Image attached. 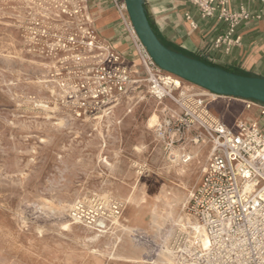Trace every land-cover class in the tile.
<instances>
[{"label": "rangeland", "instance_id": "rangeland-1", "mask_svg": "<svg viewBox=\"0 0 264 264\" xmlns=\"http://www.w3.org/2000/svg\"><path fill=\"white\" fill-rule=\"evenodd\" d=\"M89 33L92 32L84 0H0V264H152L160 258L164 246L171 249L172 238L178 234L177 227L171 224L160 231L149 228V216L135 232H124L113 223L124 213L120 197L128 195L132 186L145 187L151 193L163 182L178 185V166L165 159L154 129L148 125L154 113L162 119L163 109L175 106L169 102L161 105L143 90L113 110V120L97 119L100 115L78 118L67 102V91L88 80L100 55L106 53V47L95 40L96 33ZM90 42L94 46L89 52ZM211 107L216 114L242 111L238 105L223 100ZM102 158L112 166H107ZM195 159L186 165L191 169L184 177L190 189L188 199L202 180L207 151L203 150ZM102 199L110 204L94 209L95 201ZM188 204L186 199L182 213L194 222ZM79 207L92 212L89 220H74ZM67 222L74 224L71 230L64 228ZM167 232L172 235L168 237ZM111 236L121 238L119 249L114 252L106 246L111 243Z\"/></svg>", "mask_w": 264, "mask_h": 264}, {"label": "built area", "instance_id": "built-area-1", "mask_svg": "<svg viewBox=\"0 0 264 264\" xmlns=\"http://www.w3.org/2000/svg\"><path fill=\"white\" fill-rule=\"evenodd\" d=\"M111 2L134 44L136 59L106 47L91 77L68 89V104L82 118L110 113L143 90L161 105L170 101L175 109L166 106L165 115L153 127L165 159L174 166L187 165L193 158L189 146L209 148L207 167L188 204L208 247L178 232L171 242L176 264H264V104L242 100L247 110H259V120L225 125L210 112L206 97L241 99L217 96L162 70L138 38L125 0ZM189 2L202 19L226 26L214 41L216 50L224 48L228 53L241 45L237 29L253 18L247 9H232V0ZM186 20L197 28L190 15ZM75 214L89 220L92 212L79 207Z\"/></svg>", "mask_w": 264, "mask_h": 264}, {"label": "crops", "instance_id": "crops-1", "mask_svg": "<svg viewBox=\"0 0 264 264\" xmlns=\"http://www.w3.org/2000/svg\"><path fill=\"white\" fill-rule=\"evenodd\" d=\"M148 4L155 22V32L170 49L207 63L221 64L237 73L264 78V4L261 1L232 0V9L243 7L253 18L238 27L237 35L241 37V45L228 53L224 48H214V41L226 31V26L215 19H202L189 0H148ZM84 9L90 19V28L96 33L102 46L117 51L129 60L136 59L134 44L111 0H84ZM187 14L196 24V29L186 20ZM206 99L210 112L229 127L235 126L239 121L251 123L259 120V110H247L242 100ZM221 100L238 105L242 111L216 114L211 106ZM188 150L193 156L192 160L198 150H206L209 158L208 147L189 146Z\"/></svg>", "mask_w": 264, "mask_h": 264}, {"label": "bare ground", "instance_id": "bare-ground-1", "mask_svg": "<svg viewBox=\"0 0 264 264\" xmlns=\"http://www.w3.org/2000/svg\"><path fill=\"white\" fill-rule=\"evenodd\" d=\"M28 1V0H27ZM35 1V0H33ZM49 1V0H48ZM57 2V1H56ZM33 3V2H32ZM42 3V1H41ZM44 3V2H43ZM17 4V3H16ZM46 4V3H45ZM52 4V3H51ZM30 6V5H29ZM38 6V5H37ZM46 6V5H45ZM48 6V5H47ZM20 7V6H19ZM50 7V6H49ZM62 7V6H61ZM44 8V7H43ZM25 9V8H24ZM20 10V9H18ZM26 10V9H25ZM33 10V9H32ZM21 11V10H20ZM46 11V10H44ZM53 11V10H52ZM19 12V11H18ZM56 11H54L53 13H55ZM58 12V11H57ZM21 14V13H20ZM57 15V14H56ZM37 16V15H36ZM21 17V16H20ZM21 20V19H20ZM86 20L88 23H90V19L89 17L86 15ZM21 26V25H20ZM27 27V26H26ZM18 29V28H17ZM28 29V28H27ZM85 32V31H84ZM82 34V33H81ZM9 36V35H8ZM30 37V36H29ZM36 37V36H35ZM14 39V38H12ZM16 39V38H15ZM25 39V38H24ZM30 39V38H28ZM33 42V41H32ZM35 43V42H34ZM53 45V44H52ZM58 45V44H57ZM100 45V44H99ZM89 47V52L90 51H93V44L92 43H88L87 45ZM18 47V46H17ZM99 48V47H98ZM22 49V48H21ZM24 51V50H23ZM78 52V51H77ZM82 52V51H81ZM24 55V54H23ZM13 57V56H12ZM14 58V57H13ZM24 58V57H22ZM25 60V59H24ZM28 60V59H27ZM79 61L81 60L78 59ZM83 60H85V57H83ZM14 61V60H13ZM51 62V61H50ZM24 63V62H23ZM46 64V63H45ZM36 65V64H35ZM38 65V64H37ZM42 68V67H41ZM1 69V68H0ZM36 69V68H35ZM15 72V71H14ZM21 72V71H20ZM10 75V74H9ZM26 75V74H25ZM8 77V76H7ZM27 77V76H26ZM25 78V77H24ZM3 79V78H2ZM26 79V78H25ZM30 79V78H29ZM38 79V78H37ZM6 80V79H5ZM12 80V79H11ZM10 81V80H8ZM7 81V82H8ZM16 81V80H15ZM31 81V80H30ZM6 82V83H7ZM19 82V81H18ZM57 82V81H56ZM12 83V82H11ZM10 83V84H11ZM17 83V82H16ZM20 83V82H19ZM21 84H23L21 82ZM27 84V83H26ZM34 84V83H33ZM37 84V83H36ZM71 84V83H70ZM7 85V84H6ZM13 86V85H11ZM29 86H31L29 84ZM70 86V85H69ZM18 87V86H17ZM47 87V86H46ZM4 88V87H3ZM27 88V87H26ZM30 88V87H29ZM38 88V87H37ZM9 89V88H8ZM32 89V88H31ZM3 90V89H2ZM10 90V89H9ZM18 90V89H17ZM20 90V88H19ZM51 90V89H50ZM41 91V90H40ZM60 91V90H59ZM14 92V91H13ZM45 93V92H44ZM56 94V93H55ZM13 95V94H12ZM11 95V96H12ZM55 96V95H54ZM10 99V98H9ZM131 101V100H130ZM215 103V102H214ZM36 107V106H35ZM122 107V106H121ZM127 107V106H126ZM124 109V108H123ZM128 109V108H127ZM126 109V110H127ZM122 111V110H121ZM113 112V111H112ZM110 112V113H105L103 116H100L98 117L97 119H100V120H103V119H107V118H110L111 120L114 119V115H112L113 113ZM123 112V111H122ZM129 112H131L129 110ZM5 113V112H4ZM112 113V114H111ZM133 113V112H132ZM1 114V113H0ZM120 114V113H119ZM134 114V113H133ZM14 115V114H13ZM68 115V114H67ZM121 116V115H120ZM133 116V115H132ZM14 117V116H13ZM66 117V116H65ZM64 117V118H65ZM128 117V116H127ZM5 119V118H4ZM31 119V118H30ZM35 119V118H34ZM37 119V118H36ZM47 119V118H46ZM49 119V118H48ZM67 119V118H66ZM73 119V118H72ZM71 120V119H70ZM127 120V119H126ZM130 120V119H129ZM127 120V121H129ZM158 120H159V116L157 115V113H154L150 120H149V127L152 128V131H153V127L158 123ZM8 121V120H7ZM27 121V120H26ZM47 121V120H46ZM50 121V120H49ZM48 121V122H49ZM76 121V120H74ZM121 122V121H120ZM22 123V122H21ZM31 123V122H30ZM29 123V124H30ZM71 123V122H70ZM19 124V123H18ZM27 124V122H26ZM116 124L119 125V122L116 121ZM33 125V124H32ZM31 125V127H32ZM25 126V125H24ZM106 126V125H105ZM67 127V126H66ZM74 129V128H73ZM84 129V128H83ZM88 129V128H87ZM117 129V127H116ZM148 129V128H147ZM57 130V129H55ZM60 130V129H59ZM64 130H66L64 128ZM72 130V129H71ZM71 130H68V131H71ZM118 130V129H117ZM10 131V130H9ZM116 131V130H115ZM54 132V131H53ZM59 132V131H58ZM77 132V131H76ZM39 133V132H38ZM73 133V132H72ZM78 133V132H77ZM117 133V132H116ZM5 134V133H4ZM23 134V133H22ZM31 134V133H30ZM46 134V133H45ZM62 134V133H61ZM70 134V133H69ZM98 134V133H97ZM96 134V135H97ZM40 135V133H39ZM43 135V134H42ZM48 135V134H46ZM151 135V134H150ZM20 136V135H19ZM18 136V137H19ZM34 136V135H33ZM101 136V135H100ZM99 136V137H100ZM103 136V135H102ZM115 136V135H114ZM117 136V134H116ZM115 136V137H116ZM152 136V135H151ZM2 137V136H1ZM9 137V136H8ZM38 137V136H37ZM49 137V136H48ZM67 137V136H66ZM70 137V136H69ZM150 137V136H149ZM3 138V137H2ZM50 138V137H49ZM55 138V137H53ZM89 138V137H88ZM96 138V137H95ZM154 138V137H153ZM24 139V138H23ZM56 139V138H55ZM100 139V138H99ZM152 139V138H151ZM10 140V139H9ZM13 140V139H12ZM19 140V139H18ZM50 140V139H49ZM64 140V139H63ZM84 140V139H83ZM101 140V139H100ZM7 141V140H6ZM51 141V140H50ZM102 141V140H101ZM114 141H116L114 139ZM8 142V141H7ZM25 142V141H24ZM40 142V141H39ZM54 142V140H53ZM85 142V140H84ZM98 142V141H97ZM120 142V141H119ZM5 143V142H4ZM52 143V142H51ZM50 143V144H51ZM67 143H68V140H67ZM96 143V142H95ZM47 144V143H46ZM78 144V142H77ZM84 144V143H83ZM100 144V143H99ZM118 144V143H117ZM9 145V144H7ZM18 145V143H17ZM75 145V144H74ZM92 145V144H91ZM5 146V145H4ZM14 146V145H13ZM52 146V145H51ZM65 146V145H64ZM82 146V145H81ZM90 146V145H89ZM10 147V146H9ZM92 147V146H91ZM22 148V147H21ZM30 148V147H28ZM33 148V147H32ZM88 148V147H87ZM10 149V148H9ZM67 149V148H66ZM70 149V148H69ZM77 149V148H76ZM86 149V148H85ZM1 150V149H0ZM8 150V149H7ZM11 150H14V149H11ZM74 150V149H73ZM79 150V149H78ZM141 150V149H140ZM9 151V150H8ZM43 151V150H42ZM98 151V150H97ZM16 152V151H15ZM34 152V151H33ZM18 153V152H17ZM23 153V152H22ZM25 153V152H24ZM29 153V152H27ZM68 154V153H67ZM72 154V153H71ZM82 154V153H81ZM90 154V153H89ZM98 154V153H97ZM96 154V155H97ZM106 154V153H105ZM108 154V153H107ZM201 152L199 151L197 153V156L195 158H199ZM21 155V154H20ZM84 155V154H83ZM75 156V154H74ZM72 156V157H74ZM110 156V155H109ZM18 157V155H17ZM16 157V158H17ZM113 157V156H112ZM123 157V156H122ZM203 157V156H202ZM62 158V157H61ZM76 158V156H75ZM7 159V158H6ZM13 159V158H12ZM15 159V158H14ZM77 159V158H76ZM201 159V158H200ZM198 159V164L201 165L202 164V161ZM2 160V159H1ZM16 160V159H15ZM18 160V159H17ZM33 160V159H32ZM31 160V161H32ZM78 160V159H77ZM76 160V161H77ZM92 160V159H91ZM90 160V161H91ZM112 160V159H111ZM64 161H65V158H64ZM88 161V160H87ZM102 161L109 167H111L112 165L110 163H108L107 159L106 158H102ZM126 161V160H125ZM12 162V161H11ZM82 162V161H81ZM32 163V162H31ZM63 163V161H62ZM67 163V162H66ZM131 163V162H129ZM29 164V163H28ZM83 164V163H82ZM196 164V165H198ZM4 165V164H3ZM7 165V164H6ZM5 165V166H6ZM19 165V163H18ZM80 165V164H79ZM78 165V166H79ZM84 165V164H83ZM98 165V163H97ZM96 165V167H97ZM9 166V165H8ZM26 166H29V165H26ZM99 166V165H98ZM193 166V164H192ZM11 167V166H10ZM15 167V166H14ZM20 167V166H18ZM88 167H92V166H88ZM119 167V166H117ZM135 167V166H134ZM9 168V167H8ZM24 168V167H23ZM136 168V167H135ZM27 169V168H25ZM119 169V168H118ZM12 170V169H11ZM19 170V169H18ZM24 170V169H23ZM86 170V169H85ZM107 170V169H105ZM126 170V169H125ZM190 167L189 166H186V165H181V166H178V168L175 170V175L178 177L179 179V183L178 185H174V186H171L165 182H163V184L161 185V187L155 191V192H151V193H148V191L145 189V187H139V186H132L131 189H129V194L126 195L124 194V196H121L120 197V201L123 203V208H124V213L122 214L121 217H116L114 220H113V223L115 224V226L117 228H120L122 231L124 232H135V231H138L140 230V226L144 223V218L146 216H149V222H148V227L149 228H157L159 229L158 231L161 230L162 227L166 226V225H174V227H177L178 229V232L181 231L182 233L184 234H187L189 237H193L195 239H197L201 246L203 248H207L208 247V241H207V238H206V234L203 230V228H201L196 221H192L190 219V217L187 215V214H183L182 211H183V207H184V201H186L187 199V203L190 201V198L189 199L187 198V194L188 192H190V189L188 186H186V184L184 183V177H186V175L188 174V172L190 171ZM21 171V168L20 170ZM12 172V171H11ZM115 172H118V171H115ZM121 172V171H120ZM123 172V171H122ZM141 172V171H140ZM15 173V171H14ZM193 174V172H191ZM190 173V174H191ZM117 174V173H116ZM133 174V173H132ZM192 174L190 176H192ZM88 175V174H87ZM119 175V174H118ZM135 175H136V172H135ZM9 176V175H8ZM90 176V175H89ZM133 176V175H131ZM189 176V175H188ZM93 177V176H92ZM121 177V176H120ZM165 178V177H164ZM187 178V177H186ZM143 179V178H142ZM128 180V179H127ZM135 180V179H134ZM21 182V181H20ZM26 182V181H25ZM78 182V181H77ZM103 182V181H102ZM106 182V181H105ZM12 183V182H11ZM111 183V182H110ZM136 183V182H135ZM13 184V183H12ZM16 184V183H15ZM21 184V183H20ZM27 184V182H26ZM104 184V183H103ZM133 184V183H132ZM4 185V184H3ZM124 185V184H123ZM137 185V184H136ZM13 186H15L13 184ZM12 187V186H11ZM49 187V186H48ZM92 187V186H91ZM98 187V186H97ZM131 187V186H130ZM20 188V187H19ZM80 188V187H79ZM101 188V186H100ZM125 188V187H124ZM128 188V187H127ZM45 189V188H44ZM81 189V188H80ZM86 189V188H84ZM23 190V189H22ZM34 190V189H33ZM83 190V189H82ZM100 190V189H99ZM105 191V190H104ZM29 192V191H28ZM38 192V191H37ZM46 192V191H45ZM49 192V191H48ZM107 192V191H106ZM127 193V192H126ZM27 194V192H26ZM33 195V194H32ZM82 195V194H80ZM14 196V195H13ZM27 196V195H26ZM73 196H76V195H73ZM79 196V195H78ZM84 196V195H83ZM87 196V195H86ZM106 196V194H105ZM10 197V196H9ZM16 197V196H15ZM18 197V196H17ZM36 197V196H35ZM70 197V196H69ZM107 197V196H106ZM77 198V197H76ZM18 199V198H17ZM68 199V198H67ZM72 199V198H71ZM74 199V198H73ZM78 199V198H77ZM30 200V199H29ZM65 201V200H64ZM21 202V201H20ZM26 202V201H25ZM34 202V201H33ZM22 203V202H21ZM71 203V202H70ZM74 203V202H73ZM72 203V204H73ZM76 203V202H75ZM26 204V203H25ZM110 204V202L106 199L105 202H103V199L102 201L101 200H96L95 201V204L92 206L94 209H97L99 210L100 207H107L108 205ZM115 204V203H114ZM77 205V204H76ZM91 206V205H90ZM186 206V204H185ZM30 207V206H29ZM78 207V205H77ZM28 208V207H27ZM24 209V208H23ZM109 209V208H108ZM21 210V209H20ZM19 211V210H18ZM25 211V210H24ZM90 211V210H89ZM26 212V211H25ZM82 213V212H81ZM101 215V214H100ZM117 215V214H116ZM115 215V216H116ZM22 216V215H21ZM74 220L76 221H81L83 218L81 216V214H74ZM39 217V215L37 216ZM47 217V216H46ZM62 217V216H60ZM18 218V217H17ZM64 218V216H63ZM14 219V218H13ZM22 219V218H21ZM60 219V218H59ZM19 220V219H18ZM17 220V221H18ZM44 220V218H43ZM93 221V220H92ZM95 221V220H94ZM111 221V220H110ZM23 222V221H22ZM76 223V222H75ZM112 223V222H110ZM25 224V223H24ZM77 224V223H76ZM97 224V223H96ZM145 224V223H144ZM58 225V224H57ZM84 225V224H83ZM99 225V224H98ZM101 227L103 225V223L100 224ZM51 226V225H50ZM74 226V224H71V223H65L64 224V228L65 229H70ZM110 226V225H109ZM25 227V225H24ZM54 228V227H53ZM92 228V227H91ZM104 228V227H103ZM165 228V227H164ZM35 229V228H34ZM80 229V227H79ZM83 229V227H82ZM97 228H95L94 230H96ZM111 229V228H110ZM163 229V228H162ZM21 230V229H20ZM28 230V229H27ZM99 230V229H98ZM112 230V229H111ZM32 231V230H31ZM43 231V230H42ZM45 231V230H44ZM60 231V230H58ZM101 231V230H100ZM117 231V230H116ZM176 231V230H175ZM94 232V231H93ZM102 232V231H101ZM71 233V232H70ZM158 233V232H157ZM161 233V232H160ZM56 234V233H55ZM73 234V233H72ZM104 234V233H103ZM169 234V236H168ZM75 235V234H74ZM121 235V234H120ZM172 235V232H167V236L170 237ZM71 236V234H70ZM110 236V235H109ZM133 236V235H132ZM175 236V235H174ZM100 237V236H99ZM105 237V236H104ZM103 237V238H104ZM118 237V236H117ZM125 237V236H124ZM128 237V236H127ZM139 237V236H138ZM160 237V236H159ZM162 237V236H161ZM62 238V237H61ZM97 236L94 238L95 240H97ZM111 238V243H107L106 246L111 248V250L114 252L116 251L118 248V245L121 243V238H116V237H110ZM65 239V237H64ZM116 240V241H113L112 240ZM145 239V238H144ZM143 239V240H144ZM173 239V238H172ZM123 240V239H122ZM142 240V239H141ZM142 240V241H143ZM80 241V240H79ZM124 241V240H123ZM126 241V240H125ZM129 241V240H127ZM145 241V240H144ZM154 241V240H153ZM90 242V241H89ZM104 242V241H103ZM110 242V241H109ZM141 242V241H140ZM139 242V244H140ZM146 242V241H145ZM123 243V242H122ZM155 243V242H154ZM86 244V243H85ZM146 244V243H145ZM143 244V245H145ZM152 244V243H150ZM126 245V244H124ZM129 245V244H128ZM127 245V246H128ZM135 245V244H134ZM61 246V244H60ZM92 246V245H91ZM139 246V245H138ZM137 246V247H138ZM146 246V245H145ZM131 247V246H130ZM133 247V246H132ZM141 247V246H140ZM100 248V247H99ZM144 248V246H143ZM156 248V247H155ZM125 249V248H124ZM140 249V248H139ZM153 249V248H152ZM102 250V249H101ZM126 250V249H125ZM132 250V249H131ZM142 250V249H141ZM145 250V249H144ZM148 250V249H146ZM151 250V249H150ZM130 251V250H129ZM128 251V252H129ZM134 251V250H133ZM149 251V250H148ZM156 251V250H155ZM154 251V252H155ZM158 251V249H157ZM94 252V251H93ZM153 252V253H154ZM116 253V252H115ZM118 253V251H117ZM140 253V252H139ZM138 253V254H139ZM158 253V252H157ZM92 254V253H91ZM109 254V253H108ZM146 254V253H145ZM70 255V254H69ZM105 256V254H103ZM113 254L111 253V256ZM126 255H128L126 253ZM132 255V254H131ZM144 255V254H142ZM141 256V255H140ZM139 256V257H140ZM61 257V256H60ZM71 257V255H70ZM136 257V256H135ZM158 257V256H157ZM104 258V257H103ZM137 258V257H136ZM68 259V257L66 258ZM116 259V258H115ZM158 259V258H157ZM57 260V258H56ZM100 260V259H99ZM125 260H130V258H126ZM96 261V260H95ZM98 261V259H97ZM102 261V260H101ZM145 261V260H144ZM147 261V260H146ZM57 262V261H56ZM68 262V261H66ZM130 262H133V261H130ZM141 262V261H140ZM148 262V261H147ZM152 262V261H151ZM97 263V262H96ZM95 263V264H96ZM133 263H139L134 261ZM152 264H176V261H175V258H174V255H173V252L170 248H167L166 246H164V249L163 251L161 252V255H160V258L156 261H154Z\"/></svg>", "mask_w": 264, "mask_h": 264}, {"label": "water", "instance_id": "water-1", "mask_svg": "<svg viewBox=\"0 0 264 264\" xmlns=\"http://www.w3.org/2000/svg\"><path fill=\"white\" fill-rule=\"evenodd\" d=\"M128 17L147 52L164 71L217 96L264 104V78L239 74L167 47L155 32L148 0H125Z\"/></svg>", "mask_w": 264, "mask_h": 264}, {"label": "trees", "instance_id": "trees-1", "mask_svg": "<svg viewBox=\"0 0 264 264\" xmlns=\"http://www.w3.org/2000/svg\"><path fill=\"white\" fill-rule=\"evenodd\" d=\"M157 34V33H156ZM158 36V35H157ZM160 39V38H159ZM162 41V40H161ZM163 42V41H162ZM163 44H164V42H163ZM203 61V60H202ZM205 62V61H204ZM239 74H241V73H239ZM244 75V74H243ZM245 76H247V75H245Z\"/></svg>", "mask_w": 264, "mask_h": 264}]
</instances>
